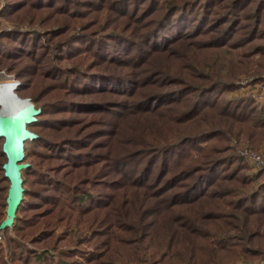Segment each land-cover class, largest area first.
Segmentation results:
<instances>
[{"label":"trees","instance_id":"trees-1","mask_svg":"<svg viewBox=\"0 0 264 264\" xmlns=\"http://www.w3.org/2000/svg\"><path fill=\"white\" fill-rule=\"evenodd\" d=\"M18 1L7 0L5 13L11 14L21 3ZM29 1L35 7H48L68 14L72 12V2L76 0ZM106 2L104 0V4ZM127 3L143 20L142 31L135 15L122 7ZM25 5L23 3L22 7ZM114 5L116 7L109 8L114 16L105 26L88 27L89 31H78L56 42L51 40L66 33L67 28L60 26L58 31L50 30L44 35L15 29L0 34V60H27L32 75L41 74L67 93L46 106L39 105L36 120L27 126L38 135L27 142L34 144L37 154L48 161V168L30 174L41 190H29L24 186L25 175L32 171L31 164L21 171L24 193L12 226L16 236L7 239V249L18 264H115L121 261L118 251L122 247L110 245L115 233L112 225L115 227L120 216L117 196L122 197V203L130 205L136 198L130 200L128 191L139 189L145 197L165 203V211H171L169 209L210 197L209 189L222 180H238L235 173L242 168L243 157L230 152L215 155L216 146L213 143L225 138L222 130L211 128L185 134L181 132V125L205 111L213 110L220 117L247 123L257 129L264 128V106L258 111L249 98H222V92L230 88L231 83L209 81L194 84L175 77L174 83L180 86L150 90L141 100H135L132 109L145 115L171 104L186 103V108L176 115V129L172 126L163 137L140 143L143 148H129L115 154L112 143L123 141V135L119 134L123 124L121 120L132 111L122 97L132 94L136 87L130 73L117 69L124 41L138 51L143 45L139 55L125 52L128 65L140 64L144 55L152 50L163 53L173 42L198 39L202 35H206L205 44L213 47H239L243 43L250 45L251 52L264 54V0H114ZM121 19H127L129 24H121ZM42 40L50 46L41 45ZM86 53L91 61L83 66L76 64L79 57ZM70 60V67H64L65 62ZM191 63L187 64L190 70L193 67ZM42 64L44 68H41ZM147 73L142 78L143 87L149 85L155 75L167 78L163 71L149 70ZM16 75L22 78V75ZM46 113L68 116L46 121L41 119ZM78 114L79 117L76 116ZM85 117L92 118H88L82 128ZM38 125L57 132L43 135L31 128ZM75 127L76 130L70 131ZM58 132L64 134L57 136ZM2 142L0 137V155L5 159ZM201 143L204 144L201 146ZM2 163L1 178L6 182V198L9 181L3 175ZM232 165H235L234 168H231ZM165 192L170 194L164 196ZM238 197L234 208L242 212L240 215L244 217L245 225L249 217L264 215V181ZM27 211L33 212L21 214ZM148 211L152 214L155 208ZM173 213H170L172 219L178 217L174 220L177 224L171 225L173 232L181 228L195 230L192 217L185 214L173 217ZM59 225L65 227L57 232L55 227ZM125 228L139 231L131 223ZM7 231L8 228L2 230ZM254 233L257 235L258 232L255 230ZM89 234L91 238L99 234L107 239L89 246ZM138 234L137 238L125 244L132 245L141 239L143 233ZM232 237L237 236L223 234L218 240H213L218 250L227 252L240 245ZM240 239L246 241L248 237L241 235ZM26 241L37 246L28 248ZM169 244L167 246L171 247V236ZM260 250L256 246L243 248L247 257L259 255ZM134 251L130 254L136 259L134 254L137 252ZM173 252L168 255L180 259L181 255ZM54 257L58 259L54 260ZM0 264L7 263L0 257Z\"/></svg>","mask_w":264,"mask_h":264},{"label":"rangeland","instance_id":"rangeland-1","mask_svg":"<svg viewBox=\"0 0 264 264\" xmlns=\"http://www.w3.org/2000/svg\"><path fill=\"white\" fill-rule=\"evenodd\" d=\"M18 2L21 3H18L15 10L11 14H8L4 11L7 4V0H4V6L0 8V34L15 29L44 35L50 30L57 29L58 31L60 26L67 28L66 33L57 35L58 37L52 39V42L64 39L67 35L75 34L78 31H89L87 30L88 27L93 29L96 26H105L110 22L111 19L109 18L114 16L109 8L111 6L116 7L114 0H107L106 4H104V0H76L72 2V12L67 14L57 9L53 11L48 7H35L31 5L32 3L29 0H19ZM23 3L26 4L24 7H22ZM122 7H126L135 15L141 25L142 31L144 23L139 18L138 12L133 10L129 3ZM119 22L121 24H129L127 19H121ZM111 24L114 26L113 22ZM205 40L206 35H202L198 39L173 42L170 48L163 53L158 54L156 50L148 52L144 55L142 62L136 65H128L126 63L125 52L139 55L142 51V41L141 39L138 40L141 45L139 51L124 41V49L119 52L120 59L117 63V69L120 72L130 73L136 83L134 92L122 97L124 102L132 109L135 100H141L147 94L146 92L153 89L164 90L180 86L174 83V80L175 77H182L184 80L194 84H205L209 81L231 83L232 86L222 92L223 99L231 100L246 97L253 102L256 110H261L264 106V54L251 52L250 45L243 43L239 47H213L207 43L205 44ZM41 45L50 46L45 40H42ZM51 54L50 52L49 57ZM81 57L75 62L76 64L83 66L91 61L87 53ZM70 62L66 61L63 66L69 68V64H72ZM189 62L193 63L191 70L187 67ZM29 64L27 60H13V58L0 60V71L6 72L8 77H15L22 81L18 88L12 89L13 94L19 98L30 97L36 107L39 105L46 106V104L54 101L57 97L66 96L65 94L67 93L56 87L57 84H53L50 79L41 74L32 75V68ZM42 65L41 68H44L45 65ZM149 70H154V72L163 71V74L167 78H164V80L162 79L163 75L159 77L155 75L153 81H149V85L143 87L142 78L146 74H149L147 73ZM17 73L22 75V78H17ZM10 82L11 80L8 78H0V84ZM169 106L145 115H141L138 111L132 109L121 120L123 124L119 130V134L123 135L121 140L127 141V143L122 144L123 141L115 143L114 141L112 147L115 150V154L123 153L125 149L129 148H143L140 146V143L152 142L156 138L163 137L170 127H175L176 115L180 110H184L187 104H171ZM58 116H68V114L46 113L41 119H46V121L47 119L53 120L54 118H58ZM76 116L79 117L80 115ZM88 118L92 117H85L83 119L84 124L82 128L86 126ZM77 127L70 131L76 130ZM31 128L43 135H51L52 132H57L53 129H48L44 125ZM211 128L222 130L223 136L225 135L223 139L214 140L213 144L216 146L215 155H224L230 152V154L236 153L243 157L242 168L235 173L238 180H222L209 189L210 197L191 205H182L169 209L171 211H165L163 209L166 206L165 203H163L164 206L158 203V200L155 201V199H150L148 196L145 197L140 193L141 191H138L139 189L133 188L131 191H128L130 200L136 198V201L130 205L127 202L126 204L122 203V197L117 196V205L120 204L118 205L120 216L119 220H116L115 227L112 225L116 234H113L112 238L114 239L110 240V245L119 246L122 249L120 248V251H118L121 261L115 262V264H251L263 258L264 215L249 217V221L245 225V219L240 215L242 212L235 209L234 206L237 198H239L238 196L247 194L251 189L256 188L258 184L264 181V173L262 172L264 168H255L253 163L242 154L243 150H250L260 153L264 158V128L260 127L257 129V127L247 123H238L227 117H220L213 110L205 111L194 117L192 121H188L180 126L181 132L185 134H195ZM56 134L60 136L64 133L58 132ZM203 144L201 143V146ZM194 154L198 155L195 151ZM4 161V157L0 155V166ZM23 161L28 162L32 167V171L24 177L25 188L29 190H37L39 188L41 190V187H38L39 185L34 183L33 176L30 174L32 172H39L41 169L46 170L48 168V161L43 156L37 154L34 144L27 141L25 142V157ZM234 166L232 165L231 168H234ZM5 184L6 182L1 178L0 169V220L5 210ZM170 192H165L164 196L169 195ZM28 198H30L29 195ZM153 208H155V211L151 214L148 209ZM146 211L149 213H146ZM31 212L33 211L21 214H31ZM171 212H174L172 214L173 217L178 214L192 217L195 220V225H193L195 230L192 229L190 231L181 228L179 231L173 232L171 225L176 223L174 220L178 217L172 219ZM130 223L133 224L134 228H139V231L136 232L132 231L133 229L128 230L125 228ZM228 223H232L233 225L229 226ZM64 227L59 225L55 229L57 232H60ZM255 230L258 232L256 233L257 235H254ZM139 232L143 233L141 239H137L132 245L125 244V242H130L137 238ZM223 234L237 236L232 237V240L238 242L240 245L233 247L231 251L227 252L218 250L214 240H218ZM241 235L242 237L247 236L248 240L242 241L240 239ZM15 236L16 233L12 228L8 229L7 232L1 233L0 257L7 264H18L16 258L7 249L8 237L15 238ZM170 236L172 246L168 247L167 244H169ZM89 237L91 238L92 235L89 234ZM106 239L105 235L100 236L98 234L91 238L89 246ZM210 239L213 243H211ZM160 242H162L161 245H159ZM25 244L28 248L37 246L32 245L29 241H26ZM243 245L261 248L259 255L262 254V256L247 257L244 254L243 248L245 246L242 248ZM157 248L159 249L156 253ZM133 249L137 252V254H134L135 257L137 256L136 259L130 254L133 253ZM172 251H174V254L181 255V260L172 258V254L168 255ZM113 254L115 255L116 253L114 252ZM53 255L55 254L53 253ZM57 259V257H54V260Z\"/></svg>","mask_w":264,"mask_h":264},{"label":"water","instance_id":"water-1","mask_svg":"<svg viewBox=\"0 0 264 264\" xmlns=\"http://www.w3.org/2000/svg\"><path fill=\"white\" fill-rule=\"evenodd\" d=\"M13 94L15 109L10 106L0 105V137L3 138L2 152L5 161L2 163L3 175L8 179V187L5 198L4 217L0 220V231L11 229L16 217V211L23 199L24 187L21 171L30 164L24 162L25 142L36 138L37 133L28 129V124L36 120L40 108L36 107L30 99V103H22L24 99Z\"/></svg>","mask_w":264,"mask_h":264},{"label":"built area","instance_id":"built-area-1","mask_svg":"<svg viewBox=\"0 0 264 264\" xmlns=\"http://www.w3.org/2000/svg\"><path fill=\"white\" fill-rule=\"evenodd\" d=\"M242 154L246 156L253 163V166L255 168L257 169L264 168V158L260 153L250 150H243ZM1 233L2 231H0V239H1ZM251 264H264V255L263 258L260 259L258 262Z\"/></svg>","mask_w":264,"mask_h":264},{"label":"clouds","instance_id":"clouds-1","mask_svg":"<svg viewBox=\"0 0 264 264\" xmlns=\"http://www.w3.org/2000/svg\"><path fill=\"white\" fill-rule=\"evenodd\" d=\"M4 6V0H0V8H3ZM0 78H8L11 80L10 83L7 84H0V88H6L8 91H11L12 89L18 88L22 81L19 79H16L15 77H8V74L6 72L0 71ZM30 98L28 99H24L22 101V103H24L25 105H27L28 103H30ZM5 113L0 112V115H4Z\"/></svg>","mask_w":264,"mask_h":264},{"label":"bare ground","instance_id":"bare-ground-1","mask_svg":"<svg viewBox=\"0 0 264 264\" xmlns=\"http://www.w3.org/2000/svg\"><path fill=\"white\" fill-rule=\"evenodd\" d=\"M13 93H12V90L11 91H8L6 88H0V105L1 106H6L8 104H10V106H14L12 107L13 109L17 108L15 107L14 105V102L13 101Z\"/></svg>","mask_w":264,"mask_h":264}]
</instances>
